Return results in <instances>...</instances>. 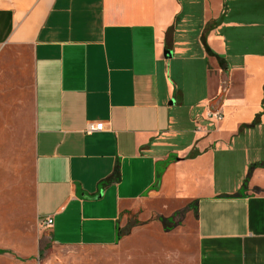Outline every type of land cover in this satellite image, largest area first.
Listing matches in <instances>:
<instances>
[{
	"label": "crops",
	"instance_id": "crops-1",
	"mask_svg": "<svg viewBox=\"0 0 264 264\" xmlns=\"http://www.w3.org/2000/svg\"><path fill=\"white\" fill-rule=\"evenodd\" d=\"M0 85L31 107L55 245L186 208L197 264H264V0H0Z\"/></svg>",
	"mask_w": 264,
	"mask_h": 264
},
{
	"label": "rangeland",
	"instance_id": "rangeland-1",
	"mask_svg": "<svg viewBox=\"0 0 264 264\" xmlns=\"http://www.w3.org/2000/svg\"><path fill=\"white\" fill-rule=\"evenodd\" d=\"M0 85V264H197L196 215L128 216L115 249L53 243L36 212L31 107ZM163 217V219H160ZM135 227V228H134Z\"/></svg>",
	"mask_w": 264,
	"mask_h": 264
},
{
	"label": "built area",
	"instance_id": "built-area-1",
	"mask_svg": "<svg viewBox=\"0 0 264 264\" xmlns=\"http://www.w3.org/2000/svg\"><path fill=\"white\" fill-rule=\"evenodd\" d=\"M207 118L212 122H219L224 118V112L221 109L213 110L209 108L207 112ZM103 130H105L104 122H89L86 127V131L89 133ZM44 223L46 225H50L53 223V219L49 218Z\"/></svg>",
	"mask_w": 264,
	"mask_h": 264
},
{
	"label": "trees",
	"instance_id": "trees-1",
	"mask_svg": "<svg viewBox=\"0 0 264 264\" xmlns=\"http://www.w3.org/2000/svg\"><path fill=\"white\" fill-rule=\"evenodd\" d=\"M255 122H256V121H255ZM161 173H162V172L160 171V172H159V176L161 175ZM191 207H193V205H192ZM162 219H163V218H162Z\"/></svg>",
	"mask_w": 264,
	"mask_h": 264
}]
</instances>
